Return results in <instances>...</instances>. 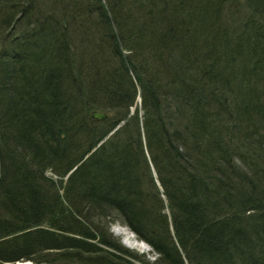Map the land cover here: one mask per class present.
Returning a JSON list of instances; mask_svg holds the SVG:
<instances>
[{"label":"trees","instance_id":"1","mask_svg":"<svg viewBox=\"0 0 264 264\" xmlns=\"http://www.w3.org/2000/svg\"><path fill=\"white\" fill-rule=\"evenodd\" d=\"M21 260L264 264V0H0V264Z\"/></svg>","mask_w":264,"mask_h":264},{"label":"rangeland","instance_id":"2","mask_svg":"<svg viewBox=\"0 0 264 264\" xmlns=\"http://www.w3.org/2000/svg\"><path fill=\"white\" fill-rule=\"evenodd\" d=\"M122 231H124V232H126V231L128 232V231H129L130 233H132V231L129 230V228H128L127 226H124V225H122V224H120V223H118V222H116V223H114V224H112V225L110 226V232H111L116 238H118V239L120 240V242H121L125 247H127V248H129V249H132V250L138 252L139 254L144 255V257H146V258H148V259H153V258L156 256V254H155V252L152 250L151 246H148L146 242H144V241H142V240H139V239L136 237V235H135V239H136L137 241H140V242L144 243L145 246H142L141 244L139 245L138 243H137V245H129L128 243H126V239H127V241H128V240H129V241H133V238L130 237V236H128L126 233H124V232H122Z\"/></svg>","mask_w":264,"mask_h":264},{"label":"water","instance_id":"3","mask_svg":"<svg viewBox=\"0 0 264 264\" xmlns=\"http://www.w3.org/2000/svg\"><path fill=\"white\" fill-rule=\"evenodd\" d=\"M92 116L93 117H96V118H99V119H105L107 114L105 112H102V111H92ZM10 264H44V263H34L32 261H29V260H21V261H15L13 263H10Z\"/></svg>","mask_w":264,"mask_h":264},{"label":"bare ground","instance_id":"4","mask_svg":"<svg viewBox=\"0 0 264 264\" xmlns=\"http://www.w3.org/2000/svg\"><path fill=\"white\" fill-rule=\"evenodd\" d=\"M122 232H124V231H122ZM124 233H126L128 236H130V237H132L133 238V241H127V239H126V243H128L129 245H137V243L140 245H142V246H145V244L144 243H142V242H140V241H137L136 239H135V234L132 232V233H130L129 231L127 232H124ZM148 246H150L149 244H147ZM150 260H153V259H150Z\"/></svg>","mask_w":264,"mask_h":264}]
</instances>
